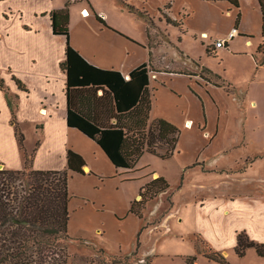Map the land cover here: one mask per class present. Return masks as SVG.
<instances>
[{
  "label": "crops",
  "instance_id": "1",
  "mask_svg": "<svg viewBox=\"0 0 264 264\" xmlns=\"http://www.w3.org/2000/svg\"><path fill=\"white\" fill-rule=\"evenodd\" d=\"M120 1L110 0L104 6L95 0H0V72L10 74L8 79L0 75L7 87V90L0 87V165L14 168L9 164L10 151H14L16 144L21 149L20 143L16 142L14 113L9 104L11 97L18 104L15 114L20 127L26 104L37 116V128L42 139L34 150V168H38L35 162L50 144L45 142V138L58 142L61 147L63 167L42 169L68 170L70 233L83 237L90 235L96 239V246L102 245L109 254L117 255L124 252L123 244L131 226L137 231V242L135 249L127 254L137 251L142 262L149 257L148 264H155L164 254L156 252L157 248L153 247L156 252L154 258L150 255L152 248H146L141 240L147 225L138 237L143 226L140 227L139 221L145 217L140 218L129 209L147 182L142 179L149 174L156 177L159 173L153 170L137 179L124 177L123 172L132 174L137 169L117 168L96 140L68 124L67 74L61 68L66 59V36L53 32L51 12L71 4V44L91 64L120 71L129 78L133 69L148 63L151 119H167L184 133L205 124L207 136L216 139L213 145L223 130L221 120L228 110L227 104L222 102V91L227 92L230 88L229 92H238V65L241 73L250 74L238 95L244 101L250 98L251 105H258L253 89L256 85L264 88V14L259 0H239L238 6L229 0H127L148 11L153 16L154 29L161 35H167L166 41L159 35V39L151 43L153 35L147 20L125 9ZM86 3L92 6L93 13L83 16L81 11L89 8ZM166 15L176 23L169 22ZM233 30L235 33L231 37ZM219 39H224L226 45L217 47ZM233 58L237 61L235 68L229 63ZM246 58L251 59V67ZM47 59L52 65L43 66L42 62ZM176 63L188 67L195 65L199 71L194 74L189 70L169 68ZM204 67L211 72H203ZM251 69L252 75L248 72ZM13 75L20 78L28 90L19 88ZM102 93L103 90H99V94ZM43 109L46 110L44 114L41 113ZM210 118L214 119L211 124ZM182 142L181 137L175 154L180 152ZM25 147L22 150L26 165L29 149ZM69 149L86 160L85 173L68 167ZM134 181L141 183L140 188L128 197L125 184ZM105 188L108 191L112 189L118 198L103 194ZM218 197L213 195L210 199H201L199 204L203 208L211 200L210 207L206 206L211 226L195 232L187 245L184 236L179 237L177 247L167 253V259L161 264H190L192 256L197 257L194 264H223L199 252L198 234L223 252L231 264H264V256L259 255L254 247L248 248L244 256L235 250L238 232L242 230H246L252 239L264 242V194ZM216 219L219 224H214Z\"/></svg>",
  "mask_w": 264,
  "mask_h": 264
},
{
  "label": "trees",
  "instance_id": "2",
  "mask_svg": "<svg viewBox=\"0 0 264 264\" xmlns=\"http://www.w3.org/2000/svg\"><path fill=\"white\" fill-rule=\"evenodd\" d=\"M229 1L237 6L240 4L239 0ZM259 1L264 14V0ZM127 5L149 25H155L148 11L130 3ZM97 17L107 24L102 16L97 14ZM51 18L53 32L66 36V59L61 68L67 74L68 124L96 140L117 168L134 169L145 152L164 159L172 157L178 149L182 130L167 119H151L150 65H139L131 71L129 78L120 71L97 67L71 44L68 5L52 11ZM166 18L176 23L168 15ZM203 72L211 70L204 67ZM13 79L21 89L28 90L20 78L13 75ZM218 83L222 84V81ZM0 87L6 89L3 78ZM99 90L103 93L99 94ZM9 103L14 113L16 136L21 148L25 149V133L15 114L18 104L12 99ZM67 156L70 169L86 172V160L82 155L69 149ZM31 158L26 156L25 168L0 169V264H72L73 256L68 253V246L75 237L69 230L68 170L34 168ZM169 187L164 176L151 178L140 188V199L132 201L129 212L144 218L146 203ZM237 239L235 250L240 256H244L250 247L264 256V242L252 239L246 230L238 232ZM197 247L208 258L231 264L227 256L211 246L201 234L197 235ZM196 258L190 257L189 263L194 264Z\"/></svg>",
  "mask_w": 264,
  "mask_h": 264
},
{
  "label": "rangeland",
  "instance_id": "3",
  "mask_svg": "<svg viewBox=\"0 0 264 264\" xmlns=\"http://www.w3.org/2000/svg\"><path fill=\"white\" fill-rule=\"evenodd\" d=\"M95 1L98 5L102 4L104 6L110 2V0ZM122 1L123 3L120 1V4L131 11L127 5L129 2L127 0ZM92 4L96 8L93 1ZM66 5L71 10V4L67 3ZM86 5L89 7V14L93 13L92 6L89 3H86ZM82 11L81 14L83 15ZM149 29L153 35L151 43H154L155 39H159L161 32L156 31L153 25H149ZM160 39L166 41L167 35H161ZM42 60L38 59V61ZM245 60L251 67V59L246 58ZM214 61L218 62L217 59ZM229 63L234 68L237 66V61L234 58L230 59ZM42 64H44L43 66L52 65L48 59L43 61ZM169 68L189 70L194 74L199 71V67L195 65L188 67L177 63L176 65L171 64ZM236 70L239 71L236 84L238 92H229L230 88L227 89V92L222 91L224 94L222 95V102L227 104L228 110L221 120L223 130L214 145L215 137L207 136L205 124H200L198 128L191 132H181L183 142L179 147L180 152L173 157L164 159L146 152L137 162L135 166L137 170L134 173L123 172L122 174L124 177L137 179L145 177L155 170L170 183L168 190L146 203L143 209L145 219L139 221L140 227L143 225L141 232L139 231L140 234L144 226L147 225L141 235V240L146 248H152L150 255L154 258L156 252L164 254L163 257H159L155 264H161L164 259H167V253L177 247L180 242L179 237L184 236L187 245L191 242L195 232L211 226L206 212L207 208L210 207L211 200L206 202L208 207L201 208L199 206L201 199H210L213 195L220 198L224 196L237 197L242 194H264V88L261 89L256 85L253 89V93L258 99L257 106L250 104V98H246L245 101L242 100L238 94L241 93L243 84L248 82L250 74L241 73L239 65ZM248 72L252 75L253 70L251 69ZM0 75L7 79L10 78V74L3 71L0 72ZM33 80H35L34 76ZM5 90H7V87ZM9 100H11V97ZM240 105L243 107L241 108ZM209 111L212 113L211 109ZM41 113L44 114L45 112L41 110ZM22 118L21 127L25 133V145L29 149V153H26L29 158L34 159V150L42 137L37 128V116L29 104L25 105ZM213 120L210 118V124ZM44 140L50 144H48L47 150L37 158L35 166H38V168L63 167V157L58 142L46 138ZM16 142L19 143L18 138ZM211 145L213 146L211 147ZM19 149L17 144L14 145V151H10L9 164L14 168H25L27 163L26 165L24 163V150ZM2 168L4 167L0 165V169ZM153 177L152 174H149L142 180L148 181ZM113 181H116V179L114 178ZM110 182L113 183L112 180ZM140 184L137 181L126 183L127 196L129 197L135 191H138ZM102 193L109 195L111 198H118V194L113 193L112 189L108 191L105 188ZM135 199H140V195L139 198ZM164 220L166 221L165 224H163ZM214 222V224H219L217 219ZM130 228L123 244L124 252L117 255L109 254L102 245L96 246V239L90 237V235L83 237L82 235L74 236L72 234L75 240L71 241L68 246V253L73 256L70 263L147 264L149 257L142 262L139 259L140 256L136 253L137 251L127 254V252L135 249L137 242V231L131 226ZM153 247L157 248L156 252ZM119 259L122 261L114 263Z\"/></svg>",
  "mask_w": 264,
  "mask_h": 264
},
{
  "label": "built area",
  "instance_id": "4",
  "mask_svg": "<svg viewBox=\"0 0 264 264\" xmlns=\"http://www.w3.org/2000/svg\"><path fill=\"white\" fill-rule=\"evenodd\" d=\"M82 13H83L84 16H86V14H87L88 12L86 13V12L83 10ZM234 33H235V30H233V31L231 32L230 36L232 37V36L234 35ZM225 45H226V41H225L224 39H219V40H217V42H216V46H217V47H223V46H225Z\"/></svg>",
  "mask_w": 264,
  "mask_h": 264
},
{
  "label": "bare ground",
  "instance_id": "5",
  "mask_svg": "<svg viewBox=\"0 0 264 264\" xmlns=\"http://www.w3.org/2000/svg\"><path fill=\"white\" fill-rule=\"evenodd\" d=\"M86 13L89 11V9H83ZM86 15H89V13H87ZM254 105V104H253ZM43 111L46 113V110L45 109H43Z\"/></svg>",
  "mask_w": 264,
  "mask_h": 264
}]
</instances>
